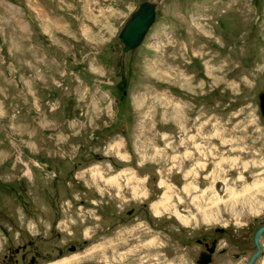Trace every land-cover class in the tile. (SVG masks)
Segmentation results:
<instances>
[{"label":"rangeland","instance_id":"1","mask_svg":"<svg viewBox=\"0 0 264 264\" xmlns=\"http://www.w3.org/2000/svg\"><path fill=\"white\" fill-rule=\"evenodd\" d=\"M261 93L264 0H0V264H246Z\"/></svg>","mask_w":264,"mask_h":264},{"label":"water","instance_id":"2","mask_svg":"<svg viewBox=\"0 0 264 264\" xmlns=\"http://www.w3.org/2000/svg\"><path fill=\"white\" fill-rule=\"evenodd\" d=\"M155 4L150 2L141 3L134 14L125 22L118 38L120 39L123 48V52L134 50L138 47L144 39V35L148 31L149 27L153 24L155 18ZM259 101V111L261 117L264 119V93H261L258 97ZM264 232V225L260 226L256 231L253 238V246L256 249V252L249 259L247 264H254V261L261 253V246L259 243L260 237ZM204 262V264H206Z\"/></svg>","mask_w":264,"mask_h":264},{"label":"flooded vegetation","instance_id":"3","mask_svg":"<svg viewBox=\"0 0 264 264\" xmlns=\"http://www.w3.org/2000/svg\"><path fill=\"white\" fill-rule=\"evenodd\" d=\"M37 248L35 247L33 242H29L27 245L22 246L21 248H18L14 251V255H19L20 256V262L21 264H25V261L27 259V252H32L31 253V259L27 262V264H35V261L39 258V254L37 252ZM58 253H61V251H59ZM8 262H6L4 264H16L13 259V257L9 258L7 260ZM65 261H70V260H59L57 261L55 264H63L65 263Z\"/></svg>","mask_w":264,"mask_h":264},{"label":"bare ground","instance_id":"4","mask_svg":"<svg viewBox=\"0 0 264 264\" xmlns=\"http://www.w3.org/2000/svg\"><path fill=\"white\" fill-rule=\"evenodd\" d=\"M156 206H157V205H156ZM156 209H158V208H156ZM156 209H154V210H156ZM158 212H159V210H158ZM158 212H157V213H158ZM70 263H71V262H70ZM70 263H69V264H70Z\"/></svg>","mask_w":264,"mask_h":264}]
</instances>
